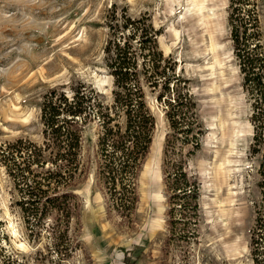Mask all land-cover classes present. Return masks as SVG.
<instances>
[{
    "label": "rangeland",
    "instance_id": "1",
    "mask_svg": "<svg viewBox=\"0 0 264 264\" xmlns=\"http://www.w3.org/2000/svg\"><path fill=\"white\" fill-rule=\"evenodd\" d=\"M236 1L244 13L259 15L264 43V0ZM113 3L132 16L150 15L162 30L160 48L190 79L205 128L200 149L183 145L201 188L196 235L187 232L194 224L182 220L179 208L170 222L163 171L169 124L165 105L146 88L156 131L131 215L112 206L97 182L99 130L91 123L83 135L80 207L60 240L62 253L55 243L63 226L53 216L40 235L31 234L0 163V264H255L250 243L261 199L260 157L250 152L251 102L233 53L232 0H0V148L20 137L42 142L41 104L53 88L71 93L82 80L112 101L104 47Z\"/></svg>",
    "mask_w": 264,
    "mask_h": 264
},
{
    "label": "trees",
    "instance_id": "2",
    "mask_svg": "<svg viewBox=\"0 0 264 264\" xmlns=\"http://www.w3.org/2000/svg\"><path fill=\"white\" fill-rule=\"evenodd\" d=\"M111 7L104 52L107 72L113 79L112 101L105 102L91 83L82 80L71 87V93L53 88L41 104L42 142L20 137L0 148V163L13 185V203L30 233L40 235L53 216L57 225L63 226L55 243L58 253H62L60 240L69 235V225L80 207L76 190L87 173L83 162L87 125H98L96 175L108 202L126 216L136 208L138 177L156 131L146 88L165 105L169 124L163 171L170 222L176 220L173 213L179 208L184 214L182 220L194 224L186 228L187 232H197L201 188L196 174L187 169L188 155L183 145H191L193 151L200 149L205 128L189 87L190 79L178 69L176 59L160 48L162 30L154 26L150 15L132 16L125 7L119 10L116 3ZM243 10L232 0L229 21L233 53L251 102L250 152L260 157L261 199L255 203L257 217L250 247L254 263L264 264V43L259 15L251 9Z\"/></svg>",
    "mask_w": 264,
    "mask_h": 264
}]
</instances>
